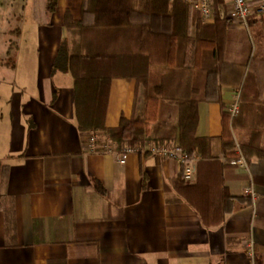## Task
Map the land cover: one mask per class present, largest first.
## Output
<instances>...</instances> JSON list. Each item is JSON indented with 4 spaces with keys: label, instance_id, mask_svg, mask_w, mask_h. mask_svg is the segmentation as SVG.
I'll list each match as a JSON object with an SVG mask.
<instances>
[{
    "label": "crops",
    "instance_id": "0c3cea01",
    "mask_svg": "<svg viewBox=\"0 0 264 264\" xmlns=\"http://www.w3.org/2000/svg\"><path fill=\"white\" fill-rule=\"evenodd\" d=\"M169 2L176 33L187 9L191 35L198 21L221 20L222 3L214 0L210 23L181 1ZM80 5L57 0L47 15L44 0L48 19L36 25L33 44L19 46L16 66L0 65V264H246L249 241L256 264H264V159L230 166L220 140L222 113L238 101L250 60L264 64V15L249 18L246 27L227 26L220 103L197 105L195 136L211 140L210 158L219 162L199 174L196 156L186 185L200 181L216 193L222 187L233 198L249 197L248 187L255 194L248 205L210 213L222 214V221L208 226L175 186L181 171L176 160L145 152L120 163L114 154L86 151L74 117L72 78L52 71L59 42L68 37L63 16L78 20ZM135 94L134 81L111 80L105 128L133 117ZM141 102L139 88L135 116Z\"/></svg>",
    "mask_w": 264,
    "mask_h": 264
},
{
    "label": "trees",
    "instance_id": "16d2710c",
    "mask_svg": "<svg viewBox=\"0 0 264 264\" xmlns=\"http://www.w3.org/2000/svg\"><path fill=\"white\" fill-rule=\"evenodd\" d=\"M222 2L214 0V4ZM56 4L57 0H45L47 15L54 13ZM189 19L187 9L182 32L176 33L169 0H81L78 20L64 14L63 25L70 39L59 42L52 71L68 73L72 78L74 117L81 135L95 132L99 140L107 138L117 149L147 141L162 145L177 140L188 160L200 156L197 173L202 166L218 165L219 161L210 158L211 140L195 136L197 105L220 103L218 79L225 31L231 21L217 17L212 25L198 21L191 35ZM0 65L14 67L12 59L0 60ZM112 79L134 81L136 94L133 117L121 118L116 128L107 129L104 119ZM139 88L142 107L135 116ZM164 103L177 107L178 126H168L177 134L151 139V125H155V133L160 132L159 109ZM238 105L235 117L222 113V155L225 161L236 159L239 150L246 162L251 158L264 159V64L255 58L248 64ZM2 177L0 171V181ZM175 186L208 226L222 221V214L210 213H223L230 204L250 202L249 197H230L221 186L219 193L200 181L194 187L187 186L182 169Z\"/></svg>",
    "mask_w": 264,
    "mask_h": 264
},
{
    "label": "built area",
    "instance_id": "2783aa9c",
    "mask_svg": "<svg viewBox=\"0 0 264 264\" xmlns=\"http://www.w3.org/2000/svg\"><path fill=\"white\" fill-rule=\"evenodd\" d=\"M176 1V0H171ZM185 6L189 7L191 10L196 12L202 22L210 23L214 20V7L213 0H179ZM220 18H228L231 22H238L242 26H247L249 18H257L264 15V0H223L220 10ZM239 105L236 100L227 109V114L231 118L235 117L238 113ZM98 136L95 132H91L85 143V149L90 154L106 153L114 154L120 163H123L127 155L130 153H150L152 155L174 159L181 165L183 179L185 182H190L193 178L194 168L193 160H188L186 153L178 145L169 142L162 145H156L152 142H145L142 147L135 145L133 147L122 145L120 148L115 150L111 144L105 143L103 146L99 147L97 145ZM237 158L226 161L230 166L244 167L246 166V161L243 156L237 150ZM245 195L251 197L252 200L255 199V194L251 187L245 189ZM247 263L246 264H256V252L254 244L249 241L246 246Z\"/></svg>",
    "mask_w": 264,
    "mask_h": 264
},
{
    "label": "rangeland",
    "instance_id": "374dc122",
    "mask_svg": "<svg viewBox=\"0 0 264 264\" xmlns=\"http://www.w3.org/2000/svg\"><path fill=\"white\" fill-rule=\"evenodd\" d=\"M44 0H0V60L9 62L11 59L16 66L19 57V46L31 45L35 41L36 25L43 22V18L48 16L44 15ZM67 39H70L68 34ZM142 90V89H141ZM142 103V102H141ZM160 111L161 128L158 127L160 132L155 133V125H151L150 138L160 139L171 138L177 134L176 131L168 128V126L177 128L178 126V113L177 107L164 103ZM142 107V106H141ZM141 109V108H140ZM140 114V113H139ZM164 123V124H163ZM166 127H163V126ZM91 132L85 134L86 138ZM156 134V135H155ZM164 134V135H162ZM166 134V135H165ZM162 135V136H161ZM102 142L109 143L117 150V146L110 142L107 138L101 139ZM97 139V141H100ZM101 142V141H100ZM152 142V141H148ZM173 143L177 144V140ZM156 144V143H154ZM161 145V144H156ZM135 146V145H134ZM141 146L142 145H138Z\"/></svg>",
    "mask_w": 264,
    "mask_h": 264
}]
</instances>
